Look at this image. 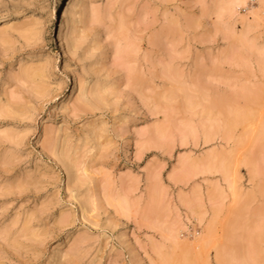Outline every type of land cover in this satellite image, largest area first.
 Segmentation results:
<instances>
[{
	"label": "rangeland",
	"instance_id": "1",
	"mask_svg": "<svg viewBox=\"0 0 264 264\" xmlns=\"http://www.w3.org/2000/svg\"><path fill=\"white\" fill-rule=\"evenodd\" d=\"M201 2L229 0H67L57 13L50 5L60 0H0V264H46L53 254L66 264L261 259L264 72L258 57L232 55L221 37V61L202 72L213 105L226 120L229 111L233 121L239 118L236 134L213 130L194 91L185 93L193 97L186 115L153 105L122 130L119 121L97 125L100 113L92 112L96 85L109 75L89 55L100 34L121 16L147 12L148 22L136 31L166 35L154 23L163 21L165 8L171 20ZM247 3L256 7L260 0ZM214 22V16L204 21ZM112 37L110 54L119 42L120 56L136 59L127 30ZM144 41L147 47V36ZM157 45L160 62L167 52L163 39ZM179 68L189 70L186 56ZM175 86L186 88L179 80Z\"/></svg>",
	"mask_w": 264,
	"mask_h": 264
},
{
	"label": "snow or ice",
	"instance_id": "2",
	"mask_svg": "<svg viewBox=\"0 0 264 264\" xmlns=\"http://www.w3.org/2000/svg\"><path fill=\"white\" fill-rule=\"evenodd\" d=\"M67 0H60L58 5H50L52 11L57 13L65 7ZM143 8L153 5H141ZM158 10L162 5H155ZM172 8H179L178 5H171ZM193 9L198 11H193ZM215 17L214 24H205L206 19ZM149 20L147 12H141L138 19L120 17L118 25L112 29H105L100 34L97 44L92 48L90 56H93L100 65L101 71L109 73L103 83L96 85L98 91L93 93L95 102L92 104V112L100 113L95 123L102 125L103 120L119 121L120 129L130 121L131 117L145 109H152L153 105L164 107L167 113L169 106L173 113L189 112L193 97L186 95V92H195V98L200 101L197 108H203L214 124V129H223L230 134L239 133L241 124L233 121V113L229 111L226 120L223 113L212 103L211 91L201 84L202 72L221 61V37L223 46L231 45L232 55L244 58L251 56L258 57L262 72H264V0L256 7H252L247 0H229L228 3H207L201 2L195 5H185L184 12L179 11L172 15L169 20L167 8L164 10L163 21H155L161 28L167 29L166 35L157 36L149 33L147 29L137 32L143 24ZM124 32L127 30L133 42L129 50L136 59L123 58L120 56V43L117 42L116 51L108 52L113 37V31ZM258 33V35H257ZM147 36V47H143ZM163 39L167 55L159 57L157 62V39ZM178 40V46L172 41ZM216 47H201V44ZM187 57L190 68L187 72L180 70L179 65L184 57ZM142 57V59H141ZM227 66V62H225ZM210 80L211 77L209 76ZM264 79V78H262ZM179 80L185 89L175 86ZM162 81V83H160ZM158 85V86H157ZM163 92L158 96L155 93ZM262 100H264V86H262ZM215 116L213 121L211 117ZM261 116L264 119V103H262ZM89 126H92L91 124ZM261 154L264 156V126L261 128ZM244 136L241 135V139ZM87 175V173H85ZM92 212L95 214L96 202L91 198ZM264 232V226H262ZM219 255V253H217ZM39 264H45L40 261ZM46 264H66V257H59L56 254L48 257ZM208 264H220L217 261H209ZM233 264H264V249L261 251V259H246L235 261Z\"/></svg>",
	"mask_w": 264,
	"mask_h": 264
},
{
	"label": "bare ground",
	"instance_id": "3",
	"mask_svg": "<svg viewBox=\"0 0 264 264\" xmlns=\"http://www.w3.org/2000/svg\"><path fill=\"white\" fill-rule=\"evenodd\" d=\"M62 36H63V32H62V30L60 29L59 37H62Z\"/></svg>",
	"mask_w": 264,
	"mask_h": 264
}]
</instances>
